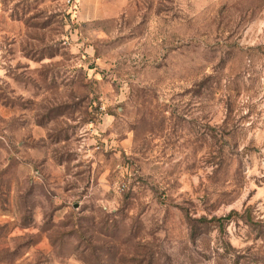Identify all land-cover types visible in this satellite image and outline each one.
<instances>
[{"label":"rangeland","instance_id":"1","mask_svg":"<svg viewBox=\"0 0 264 264\" xmlns=\"http://www.w3.org/2000/svg\"><path fill=\"white\" fill-rule=\"evenodd\" d=\"M0 264H264V0H0Z\"/></svg>","mask_w":264,"mask_h":264},{"label":"trees","instance_id":"2","mask_svg":"<svg viewBox=\"0 0 264 264\" xmlns=\"http://www.w3.org/2000/svg\"><path fill=\"white\" fill-rule=\"evenodd\" d=\"M233 214H236V212L233 211V212H232L231 214H229L228 216L220 217V218L218 219V221L220 222V225L222 224L223 221L230 219V218L232 217Z\"/></svg>","mask_w":264,"mask_h":264}]
</instances>
